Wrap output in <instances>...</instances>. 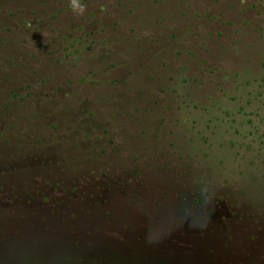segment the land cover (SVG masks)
Returning a JSON list of instances; mask_svg holds the SVG:
<instances>
[{
  "label": "rangeland",
  "instance_id": "rangeland-1",
  "mask_svg": "<svg viewBox=\"0 0 264 264\" xmlns=\"http://www.w3.org/2000/svg\"><path fill=\"white\" fill-rule=\"evenodd\" d=\"M0 0V264H264V0Z\"/></svg>",
  "mask_w": 264,
  "mask_h": 264
},
{
  "label": "clouds",
  "instance_id": "clouds-1",
  "mask_svg": "<svg viewBox=\"0 0 264 264\" xmlns=\"http://www.w3.org/2000/svg\"><path fill=\"white\" fill-rule=\"evenodd\" d=\"M69 6L74 14L80 16L84 15L87 10L86 5L82 4L81 0H69Z\"/></svg>",
  "mask_w": 264,
  "mask_h": 264
}]
</instances>
